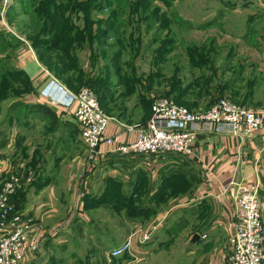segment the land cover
Segmentation results:
<instances>
[{"label":"rangeland","instance_id":"obj_1","mask_svg":"<svg viewBox=\"0 0 264 264\" xmlns=\"http://www.w3.org/2000/svg\"><path fill=\"white\" fill-rule=\"evenodd\" d=\"M262 5L264 0H0V131L14 124L17 143L14 156L1 154L13 171L6 168L0 190L13 173L18 174L22 181L12 203L20 208L26 191L36 193L59 182L74 164L69 159L76 150L86 149L69 122L63 125L53 115L45 119L40 100L44 96L17 66V47H30L43 67L70 90L88 88L110 121L121 120L129 127L147 123L153 102L162 97L194 112L222 99L264 111ZM175 180L162 187L161 198L177 197L189 184L179 176ZM116 186L110 184L108 199ZM128 207L134 216L145 218L158 212L154 203L140 209L134 197ZM101 215V220L92 219L95 224L102 227L107 219L113 235H119L114 225L120 221L110 220V210ZM84 227L80 245L85 246L76 247L79 258L69 256L66 264H99L108 251L92 258L88 242L93 235L88 224ZM181 229L177 227L175 237L160 247L159 259H183ZM42 247L27 259L39 257Z\"/></svg>","mask_w":264,"mask_h":264},{"label":"crops","instance_id":"obj_2","mask_svg":"<svg viewBox=\"0 0 264 264\" xmlns=\"http://www.w3.org/2000/svg\"><path fill=\"white\" fill-rule=\"evenodd\" d=\"M17 50V66L32 78L40 95L51 81L50 72L30 47H17ZM40 100L44 101L45 111H53L46 112L45 119L56 116L63 125L69 122L78 132L71 110L51 105L45 97ZM13 125L8 131H0V187L6 168L13 171L10 163L4 164L1 160V154L15 155L17 143ZM129 128L124 121H111L108 133L117 135L120 142H128L136 135L135 129ZM101 150L107 152L103 157L90 155L87 149L76 150L69 159L74 164L59 182L44 185V189L36 193L26 191L22 196L19 209L26 218L42 221L49 233L40 256L22 264H49L53 260L66 264L69 256L79 258L76 247L84 239L85 224L93 235L88 242L92 258L94 253L98 255L99 251L108 250L99 264L107 263L110 251L139 229H154L152 239L142 244L135 238L130 252L114 260V264H226L231 251L230 236L236 224V187L231 186L234 180L260 184L264 219V132H254L248 137L200 133L192 155L170 154L156 160L120 156L109 152L105 145H101ZM178 176L187 179V188L177 197L161 198L162 187L174 185ZM114 182L117 186L110 200L106 192ZM133 197L140 209L154 203V210L158 212L151 218L134 216L128 207ZM116 202L121 203L119 208ZM102 210L111 211L110 220L114 217L120 221L114 225H118L119 235H113L107 219L102 227L92 220H101ZM86 217L89 220L86 221ZM161 222L168 226H160ZM177 227L182 228L178 235L184 245L183 259L179 263L159 259L158 250L175 237ZM164 234L167 235L165 239ZM84 246L81 244L80 249Z\"/></svg>","mask_w":264,"mask_h":264},{"label":"built area","instance_id":"obj_3","mask_svg":"<svg viewBox=\"0 0 264 264\" xmlns=\"http://www.w3.org/2000/svg\"><path fill=\"white\" fill-rule=\"evenodd\" d=\"M42 95L51 105L72 111L76 127L88 153L106 151L132 158L163 159L170 154L192 155L200 133H217L248 137L264 132V111H255L222 99L205 111L194 112L173 98L162 97L153 102L147 123L130 127L136 131L128 142L108 133L110 117L97 97L88 89L72 91L51 75ZM21 177L13 173L0 190V264H22L46 242L49 233L41 223L25 217L12 203L21 185ZM236 187L234 201L236 224L230 236L231 251L226 264H264V219L260 203V184L232 181ZM153 230L139 229L110 251L108 262L129 253L135 238L148 243Z\"/></svg>","mask_w":264,"mask_h":264},{"label":"trees","instance_id":"obj_4","mask_svg":"<svg viewBox=\"0 0 264 264\" xmlns=\"http://www.w3.org/2000/svg\"><path fill=\"white\" fill-rule=\"evenodd\" d=\"M140 5V4H139ZM141 6V5H140ZM145 6H147V3H145ZM115 9V8H114ZM43 110V109H42ZM46 112H51L50 111V109H47V111ZM17 209H19V208H17Z\"/></svg>","mask_w":264,"mask_h":264}]
</instances>
